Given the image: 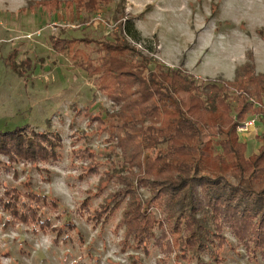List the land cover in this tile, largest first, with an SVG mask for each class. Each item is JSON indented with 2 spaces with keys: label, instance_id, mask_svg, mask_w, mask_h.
Returning <instances> with one entry per match:
<instances>
[{
  "label": "trees",
  "instance_id": "16d2710c",
  "mask_svg": "<svg viewBox=\"0 0 264 264\" xmlns=\"http://www.w3.org/2000/svg\"><path fill=\"white\" fill-rule=\"evenodd\" d=\"M78 3L88 15L83 24L102 7V0ZM118 13L115 9L112 18L118 31L107 38L50 37L115 107L105 120L102 114L93 120L119 151L126 175H108L120 188L89 213L88 221L103 228L120 212L123 251L148 255L152 242H165L166 251L172 246L184 255L206 251L219 263V251L228 245L227 228L250 262L264 264V136L258 153L246 156L237 132L251 117L264 121V73H255L251 56L235 68L231 81L201 80L183 67L166 68L129 44L128 38L138 44L144 39L134 18ZM62 149L54 130L24 125L0 132V156L10 166L41 170L60 161ZM154 149L152 157L148 153ZM79 158L86 163L80 179L99 174L93 153L83 149ZM134 187L148 193L146 200L136 199ZM83 204L88 208L89 200ZM59 208L47 195L0 184L5 229L30 227L34 234L52 235L54 243L68 244L76 227ZM150 208L161 217L145 212ZM51 214L62 223H54Z\"/></svg>",
  "mask_w": 264,
  "mask_h": 264
},
{
  "label": "rangeland",
  "instance_id": "374dc122",
  "mask_svg": "<svg viewBox=\"0 0 264 264\" xmlns=\"http://www.w3.org/2000/svg\"><path fill=\"white\" fill-rule=\"evenodd\" d=\"M101 6L83 24L88 15L78 0H0V132L24 125L54 130L63 145L61 160L41 170L10 166L0 156V184L49 196L76 227L71 242L54 243L52 235L34 234L30 227L5 229L0 214V264H254L227 228L223 234L228 245L220 249L219 263L206 251L196 256L173 246L166 251L165 242H152L148 255L123 251V228H117L120 212L103 228L93 227L89 213L120 188L108 175H126L121 173L119 151L93 120L98 114L105 120L115 107L84 71L54 48L50 37L107 38L116 31L112 18L118 9L120 18H134L144 43L127 41L145 56L166 68L187 66L210 76L201 75V80L226 81L224 75L233 76L249 56L255 73H264V0H102ZM262 128L264 121L257 120L248 132L239 133L246 156L261 142ZM83 149L95 155L99 174L80 179L86 172L79 158ZM157 152L148 154L155 157ZM134 188L136 199L146 200L148 193ZM87 199L88 208L83 204ZM145 212L161 217L154 208Z\"/></svg>",
  "mask_w": 264,
  "mask_h": 264
},
{
  "label": "crops",
  "instance_id": "0c3cea01",
  "mask_svg": "<svg viewBox=\"0 0 264 264\" xmlns=\"http://www.w3.org/2000/svg\"><path fill=\"white\" fill-rule=\"evenodd\" d=\"M188 72H190L191 74H193L195 77H197V78H199V79H201L202 78V76L201 75H204L205 77H209L210 78V76H208V75H206V74H198V73H196L195 72V69L193 70V68H191V67H184ZM234 69V68H233ZM232 69V70H233ZM234 71H235V69L233 70V76L231 75V77H226L225 75H224V77L226 78L225 80L226 81H231V80H233V78H234ZM216 73V72H215ZM218 73V72H217ZM219 73H221V72H219ZM221 74H224V73H221ZM204 76H203V78H204ZM262 130H263V128H262ZM264 131V130H263ZM255 134V133H254ZM256 135V134H255ZM256 139V138H255ZM257 140V139H256ZM258 141V140H257ZM259 142V141H258ZM261 144H262V142H259V144L255 147L256 148V150L255 151H253L249 156H251V155H254V154H257L258 153V150H259V148H260V146H261Z\"/></svg>",
  "mask_w": 264,
  "mask_h": 264
},
{
  "label": "built area",
  "instance_id": "2783aa9c",
  "mask_svg": "<svg viewBox=\"0 0 264 264\" xmlns=\"http://www.w3.org/2000/svg\"><path fill=\"white\" fill-rule=\"evenodd\" d=\"M257 121V118L256 117H251L249 118L248 120H246L244 123L240 124L238 127H237V132L238 133H243V132H248V130L252 127L255 126V123Z\"/></svg>",
  "mask_w": 264,
  "mask_h": 264
}]
</instances>
